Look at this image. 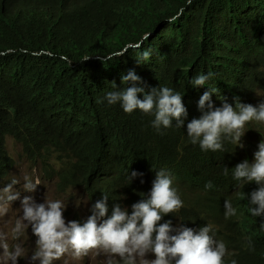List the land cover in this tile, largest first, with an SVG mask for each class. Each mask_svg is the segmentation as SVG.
<instances>
[{
  "label": "trees",
  "instance_id": "1",
  "mask_svg": "<svg viewBox=\"0 0 264 264\" xmlns=\"http://www.w3.org/2000/svg\"><path fill=\"white\" fill-rule=\"evenodd\" d=\"M130 70L145 92L180 93L187 118L198 74L224 79L220 91L264 92V0H0V169L13 167L10 135L57 192L83 188L91 206L107 196L108 216L117 203L130 214L164 169L184 206L161 223L210 224L231 253L224 264H264V231L224 168L193 167L188 145L171 144L182 128L157 131L154 116L107 103L132 86L122 81ZM132 171L143 175L130 183ZM225 200L235 216L225 218Z\"/></svg>",
  "mask_w": 264,
  "mask_h": 264
},
{
  "label": "clouds",
  "instance_id": "2",
  "mask_svg": "<svg viewBox=\"0 0 264 264\" xmlns=\"http://www.w3.org/2000/svg\"><path fill=\"white\" fill-rule=\"evenodd\" d=\"M188 2L191 3V0ZM177 18L172 17L168 22L173 23ZM142 55L145 60L150 58L147 51ZM212 75L198 74L191 84L206 85ZM122 81L131 82L132 86L108 92L106 100L109 105L119 103L127 114L139 110L145 115L154 116L151 123L157 131L162 127L170 130L174 129L172 127L182 128L181 132L187 133L190 142L198 144L205 152L223 151L225 139L243 148L241 138L245 136L248 127L254 129L255 123L264 125V98L255 95L252 89L241 94L248 104L237 102L235 107L227 102L214 107L211 95L218 90L204 92L197 105L200 117L190 118L189 114L187 118L188 112L180 93L168 87L152 88L145 92L144 87L137 86L142 80L133 70L122 76ZM138 94H142L143 98H139ZM187 107L190 110L188 103ZM258 138L259 142H253L252 148L249 147L251 142L243 148L248 160L234 167L233 178L244 184L255 183L258 186L250 193H240V199L247 196L251 215L264 218V136L259 135ZM249 154L254 156L252 163H249L252 160V157L247 156ZM32 164L39 166L42 171V163ZM224 174H228L227 167L224 168ZM142 175L132 171L129 174L130 183L133 178ZM16 183L13 181L3 189L7 204L18 199L22 193L21 188H17L19 192L14 191L13 185ZM173 183L171 175L161 169L155 172L147 196L131 205L130 214L127 208L117 203L108 216V197L103 196L92 206L91 215L83 224L78 222L77 217L69 221L71 213L61 200L36 202L32 196H25L21 200L22 218L17 221L14 231L22 234L31 226V232L36 237V249L28 257L29 264H53L65 255L79 260L92 252L96 255L104 254L108 258L107 264H114L113 257H119L123 264H224V257L231 253L223 241L216 240L210 234L214 233L212 225L194 231L183 225L174 227L171 220L161 223L165 216L178 212L184 206ZM40 184L38 177L34 181L25 177L24 191L32 193ZM212 187L211 181L205 184L206 189ZM223 206L225 218L236 215L230 200H225ZM7 211L6 206L0 205V216ZM261 226L264 227V222ZM0 247L10 264H17L18 258L23 255L19 245L9 251L3 234H0ZM231 264H237L236 260H232Z\"/></svg>",
  "mask_w": 264,
  "mask_h": 264
},
{
  "label": "rangeland",
  "instance_id": "3",
  "mask_svg": "<svg viewBox=\"0 0 264 264\" xmlns=\"http://www.w3.org/2000/svg\"><path fill=\"white\" fill-rule=\"evenodd\" d=\"M217 82L225 83L226 81L222 78L217 77L210 78L206 85L196 86L193 93H191V95L188 97V100L186 98V103L190 105V118L200 117L201 112L197 107L198 101L204 92H210L211 89L218 90L211 95V100L214 107L222 106L223 102H227L234 107L237 102L248 104L242 98L241 87H235L229 83L230 85L226 88L225 91H220L217 86ZM255 95L264 98V92L259 91L256 92ZM253 127L254 129L248 130L245 136L241 138V143L244 145V147H246L250 142H259V135L264 136L261 135V132L264 130V126L255 123ZM170 139L172 145L175 143V141H180L182 144L188 145L191 164L195 168L206 166L210 163L220 164L223 168L227 167L229 177H231L235 182V187L239 189L238 195H240V193H246V191L251 189L255 190L258 187L255 183L244 184L240 181H236L233 178L234 167L238 163L244 160H248L243 153L244 147L240 148L232 143L229 139H225L223 141V151L205 152L200 149L198 144L193 145L190 142V138L187 136L186 132H181V136L178 139L172 137ZM5 140L7 151L11 158L14 160L11 171H9V173L6 175L7 178L13 179L21 185H24L25 177H28L33 181L38 177L41 182V184L38 185L36 190L32 193L24 191L23 188L22 193L19 194V198L13 201L11 204H7L6 199L0 202V205H4L8 208L7 213L3 216H0V234H3V236L5 237L9 251L13 250L17 245H19L23 249V255L21 258H18L17 264H29L28 257H30L36 249V237L31 232V226L25 229L22 234H17L14 231L16 221L14 220V218H12L19 213L20 209H22L21 200L25 196H32L35 201L41 200L42 202H44V200H61L68 205L67 208L71 213L69 215V221H72L74 217H77L78 222L83 224L84 222H86L88 216L91 215V197L86 195L83 188L69 187L65 192H57L55 189L54 178L48 180L44 175H42V171L39 166L32 165L31 162L27 160L25 154L22 151V143L17 142L10 135H7L5 137ZM54 151L55 153H57L59 149H55ZM51 161H53V159H51ZM39 163L40 162L38 161L35 164ZM198 177L200 179H204L202 172L198 174ZM102 197L103 195L101 196V199ZM245 199V204L248 207H251L247 196H245ZM66 201L68 203H66ZM240 204H242V202ZM249 215H251V213ZM254 218L259 219V221L255 220L256 223L261 224L262 222H264V218L262 217ZM262 230L264 231V227H262ZM196 231L198 230L196 229ZM149 258L154 257L150 256ZM107 259L108 258L104 254L96 255L94 252H92L86 258H82L79 260L73 259L70 255H65L60 261H54L53 264H106ZM113 260L114 264L122 263L119 257H113ZM0 264H10V262L7 261L5 257V253L2 247H0Z\"/></svg>",
  "mask_w": 264,
  "mask_h": 264
},
{
  "label": "bare ground",
  "instance_id": "4",
  "mask_svg": "<svg viewBox=\"0 0 264 264\" xmlns=\"http://www.w3.org/2000/svg\"><path fill=\"white\" fill-rule=\"evenodd\" d=\"M250 71H252V69H250ZM263 126H264V125H263ZM250 129H253V128H252V127H248V130H250ZM45 135H46V134H45ZM261 135H264V130L261 132ZM43 137H44L43 135H42V136H39V139H40V138H43ZM249 147H250V148L253 147V142H251V143L249 144ZM181 155H183V154H181ZM247 156H248V157H252V160L249 161V163H252L253 160H254V156H253V154H249V155H247ZM201 168H204V167L202 166ZM9 171H11L10 168H3V169H0V202H1L2 200L6 199V193L3 191V189H4L8 184H11L13 181H15V180H13V179H9V178H7L6 175L9 173ZM17 188H21V189H23L24 187H23V185H21V184H19V183L17 182L15 185H13V189H14L16 192H19V191L17 190ZM251 191H253V190L251 189V190L246 191V194L249 193V192H251ZM89 208H90V207H89ZM12 218H14V220L16 221L15 223H17V221L20 220V219L22 218V214H21V212L19 211V213H18L17 215L13 216ZM12 218H11V219H12Z\"/></svg>",
  "mask_w": 264,
  "mask_h": 264
},
{
  "label": "water",
  "instance_id": "5",
  "mask_svg": "<svg viewBox=\"0 0 264 264\" xmlns=\"http://www.w3.org/2000/svg\"><path fill=\"white\" fill-rule=\"evenodd\" d=\"M38 201H41V200H37L36 202H38Z\"/></svg>",
  "mask_w": 264,
  "mask_h": 264
}]
</instances>
